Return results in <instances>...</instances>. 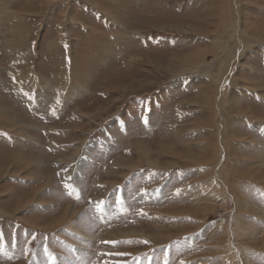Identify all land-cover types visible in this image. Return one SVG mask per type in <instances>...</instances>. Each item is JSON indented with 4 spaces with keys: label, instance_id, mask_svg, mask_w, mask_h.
<instances>
[{
    "label": "rangeland",
    "instance_id": "rangeland-1",
    "mask_svg": "<svg viewBox=\"0 0 264 264\" xmlns=\"http://www.w3.org/2000/svg\"><path fill=\"white\" fill-rule=\"evenodd\" d=\"M0 264H264V0H0Z\"/></svg>",
    "mask_w": 264,
    "mask_h": 264
},
{
    "label": "bare ground",
    "instance_id": "bare-ground-1",
    "mask_svg": "<svg viewBox=\"0 0 264 264\" xmlns=\"http://www.w3.org/2000/svg\"><path fill=\"white\" fill-rule=\"evenodd\" d=\"M79 83H80V82H79ZM78 86H80V85L78 84ZM75 87H77V86H75ZM80 88L83 89L84 86H81V87H79V88H77V89L79 90ZM73 92H74V91H73ZM141 155H142V154H141Z\"/></svg>",
    "mask_w": 264,
    "mask_h": 264
},
{
    "label": "snow or ice",
    "instance_id": "snow-or-ice-1",
    "mask_svg": "<svg viewBox=\"0 0 264 264\" xmlns=\"http://www.w3.org/2000/svg\"><path fill=\"white\" fill-rule=\"evenodd\" d=\"M70 187V186H69ZM73 191H75L74 189H73Z\"/></svg>",
    "mask_w": 264,
    "mask_h": 264
}]
</instances>
